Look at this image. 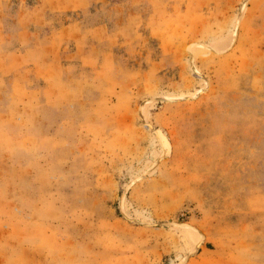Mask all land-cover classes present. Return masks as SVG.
Masks as SVG:
<instances>
[{"label":"rangeland","instance_id":"374dc122","mask_svg":"<svg viewBox=\"0 0 264 264\" xmlns=\"http://www.w3.org/2000/svg\"><path fill=\"white\" fill-rule=\"evenodd\" d=\"M0 264H264V0H0Z\"/></svg>","mask_w":264,"mask_h":264},{"label":"bare ground","instance_id":"6f19581e","mask_svg":"<svg viewBox=\"0 0 264 264\" xmlns=\"http://www.w3.org/2000/svg\"><path fill=\"white\" fill-rule=\"evenodd\" d=\"M146 125H148V124H146ZM150 127V126H149Z\"/></svg>","mask_w":264,"mask_h":264}]
</instances>
